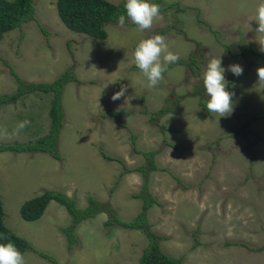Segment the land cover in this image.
<instances>
[{
    "label": "rangeland",
    "instance_id": "rangeland-1",
    "mask_svg": "<svg viewBox=\"0 0 264 264\" xmlns=\"http://www.w3.org/2000/svg\"><path fill=\"white\" fill-rule=\"evenodd\" d=\"M33 2L35 19L0 41V96L17 91L5 61L25 83H53L67 70L73 79L62 94V160L47 153H0L5 225L62 264H138L149 243L146 233L106 228L104 213L81 223L79 243L71 250L61 233L70 223L63 206L51 202L36 222L20 214L25 202L56 191L76 200L79 208L92 196L125 221L137 217L144 200L134 196L145 177L134 170L148 162L134 150L135 135L136 148L156 152L159 170L147 176L162 206H154L148 220L152 232L167 237L161 249L182 258V264H264V119L252 120L264 111V84L257 83L256 74L264 66L258 43L264 34L256 32L255 21L264 0H149L160 6L151 29L139 31L129 19L108 25L105 40L69 30L59 17L58 0ZM157 34L179 60L166 65L163 79L149 88L133 54L141 40ZM212 58H220L226 69L234 63L244 69L239 77L225 72L227 90L235 93L226 117L199 105L202 96L205 103L209 99L203 72ZM122 87L124 96L112 101ZM50 99L31 94L0 107V144L46 136ZM162 109L167 113L152 121V113ZM109 111L120 119L103 118ZM22 121L30 123L13 134ZM245 124V131L234 135ZM125 168L132 171L117 183ZM23 256L25 264H52L33 252Z\"/></svg>",
    "mask_w": 264,
    "mask_h": 264
},
{
    "label": "trees",
    "instance_id": "trees-1",
    "mask_svg": "<svg viewBox=\"0 0 264 264\" xmlns=\"http://www.w3.org/2000/svg\"><path fill=\"white\" fill-rule=\"evenodd\" d=\"M57 11L61 21L69 30L78 34L87 35L96 40H105L108 37L106 27L110 24H117L120 15L125 16L124 22L129 20L126 15L125 3L116 5L106 0H58ZM35 15L36 6L33 0H0V41L5 34L15 30H21L23 25L35 19ZM42 30L44 34H47V31H45L44 28H42ZM165 32L167 31H161V33ZM239 57L244 56L240 54ZM190 59L192 63H195L192 55L190 56ZM2 60L3 59L0 58V61ZM184 63H186L184 60L179 61L178 65ZM4 64L11 70V74L16 81L17 91L13 94L1 95L0 107L15 104L20 98L26 95L44 94L50 96V131L46 136L35 141L27 143L0 144V152L47 153L55 160L61 161L62 155L59 150V139L64 126L62 94L65 86L73 79L70 70L61 74L53 83L33 84L25 83L7 61H5ZM194 69H198L197 64H195ZM199 105L204 111L207 110L203 96L199 99ZM166 113L167 110L165 109L152 113L151 120L158 122L160 116ZM109 116H113L118 120L120 119V116L113 111H109L108 114L103 115V118ZM263 119L264 111L254 114L252 117V120L254 121ZM245 128L246 124L240 129H236L234 135L244 132ZM136 138L137 137L133 135L134 150L137 154L143 155L148 162L147 166H140L134 170L140 172L145 177L140 194L134 196L137 199L144 200L143 211L139 213L137 217L125 221L120 217L118 212L110 206V204L101 203L92 196L89 197V203L85 208H79L76 200L70 198L66 194L56 191H46L42 195L25 202L21 206L20 214L22 219L26 222H36L43 217L51 202H57L67 210L70 216L69 225L62 228L61 233L67 240L68 250H71L79 243L76 231L81 223L104 213L108 216V220L104 223L106 228L121 227L125 230H139L146 233L149 243L143 250V254L139 259L138 264H182V258H173L161 249L160 242L167 237L154 233L151 230L148 220V212L154 206L161 207L162 204L152 196L149 189L150 184L147 175L149 174V170H159V166L154 160L156 152L153 150L141 152V150L136 148ZM103 155L106 159L122 163L121 160L110 157L105 153H103ZM131 171L132 170H127L125 168L124 172L119 176L117 183L126 173ZM5 216L6 212L4 204L0 198V243H7L10 240L14 242L15 246L22 254L33 252L52 264H62L50 254L39 251L24 238L17 236L5 225Z\"/></svg>",
    "mask_w": 264,
    "mask_h": 264
},
{
    "label": "clouds",
    "instance_id": "clouds-1",
    "mask_svg": "<svg viewBox=\"0 0 264 264\" xmlns=\"http://www.w3.org/2000/svg\"><path fill=\"white\" fill-rule=\"evenodd\" d=\"M125 10L127 17L138 26L139 31L151 29L154 19L160 16V6L150 3L149 0H126ZM118 19L123 24L125 16L120 15ZM255 21L258 24L256 32L264 34V3H260L257 6ZM258 43L260 45L259 50L264 52V40ZM133 55L135 66L147 79L149 88L156 87L163 79V73L167 70L166 65L176 63L179 60V56L169 50L165 37L159 34L141 40ZM226 71L239 77L243 74L244 69L238 63L230 64L226 69L222 67L220 58H212L203 72V86L206 90V95L209 97L206 103L207 110L209 113H215L219 117H226L233 111L232 98L235 93L227 90ZM256 74L258 77L257 83L264 84V66L258 67ZM125 91L126 88L122 87L120 91L115 92L111 97L112 101L121 99ZM28 123L30 122H19L13 134H19ZM2 131L4 135H7V129ZM0 264H25L24 256L14 242L9 240L7 243H0Z\"/></svg>",
    "mask_w": 264,
    "mask_h": 264
}]
</instances>
